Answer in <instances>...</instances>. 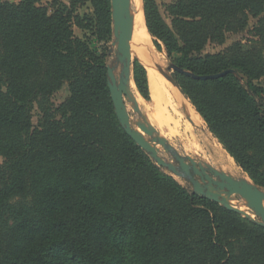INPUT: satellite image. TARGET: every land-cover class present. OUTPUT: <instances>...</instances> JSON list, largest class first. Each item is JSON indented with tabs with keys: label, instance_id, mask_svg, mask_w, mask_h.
I'll return each instance as SVG.
<instances>
[{
	"label": "trees",
	"instance_id": "1",
	"mask_svg": "<svg viewBox=\"0 0 264 264\" xmlns=\"http://www.w3.org/2000/svg\"><path fill=\"white\" fill-rule=\"evenodd\" d=\"M91 3L93 13H79ZM172 26L144 0L148 32L237 166L264 188V0H173ZM256 37L222 51L209 42ZM112 36L111 0H0V264H264V226L158 167L115 113L105 53L74 26ZM134 81L150 99L143 62ZM65 82L69 96L53 94ZM40 109L33 126V109Z\"/></svg>",
	"mask_w": 264,
	"mask_h": 264
},
{
	"label": "water",
	"instance_id": "2",
	"mask_svg": "<svg viewBox=\"0 0 264 264\" xmlns=\"http://www.w3.org/2000/svg\"><path fill=\"white\" fill-rule=\"evenodd\" d=\"M130 2L131 0H111L112 26L115 38L113 43L117 46L116 57L117 62L121 65V72L117 76L116 68L107 64L108 85L120 124L149 154L157 166L166 168L177 176L189 181L192 184V192L203 195L227 209L252 219L250 212L247 211L249 209L260 215L262 224H259L264 226V188L256 184L248 174L247 177L238 178L218 169L216 166L198 161L192 156L180 154L168 139L161 137L156 128L148 125L146 118L138 122L136 126L132 125L126 103V97L134 100V91L128 89V86L132 82L135 84L132 72L133 56L130 50L133 37V18L126 13V8ZM168 70L184 73L198 79L218 77L228 72H233L240 77L237 71L232 69L215 75H196L179 67L176 63H171L168 66ZM171 78L174 86L186 98L176 79L174 77ZM134 109L139 112L137 104ZM147 137H150V140ZM159 145L163 147L165 152L172 155L176 164L168 162L162 157ZM242 205L247 209H243Z\"/></svg>",
	"mask_w": 264,
	"mask_h": 264
},
{
	"label": "rangeland",
	"instance_id": "3",
	"mask_svg": "<svg viewBox=\"0 0 264 264\" xmlns=\"http://www.w3.org/2000/svg\"><path fill=\"white\" fill-rule=\"evenodd\" d=\"M4 2L10 1L13 3H19L22 0H2ZM65 2L70 3V0H41V4L43 5H53L55 2ZM157 8L159 9L162 17L166 21V23L170 26H172V16L169 14L168 6L170 3L173 2V0H154ZM143 6H144V0H143ZM79 13H93V8L90 2H88L85 6L79 8ZM258 23V18L251 17L249 26L239 33H228L226 41L223 44H218L215 42H209L206 47L203 50V53H216L219 51H222L226 47L230 46L236 41H250L256 39V37L253 34V29ZM74 33L77 37L82 38L86 40L90 46L97 50L99 53H105L106 55V63L110 66H114L116 68V74L117 76L120 75L121 72V65L117 62L116 57V49L117 46L113 43L114 42V35H113V26H112V36L110 37L109 41H104L101 39H98V36L93 32V30H87L79 27L78 25L74 26ZM151 41L154 44L155 51L154 54L157 57H161L162 59H165L167 61V65L169 66L173 62V59L170 58L166 51L164 45L161 43V49H158L155 45L154 41L156 38L150 35ZM133 56V64L136 59L141 60L138 58L137 54L132 51ZM142 61V60H141ZM133 64H132V70H133ZM133 72V71H132ZM168 73L170 77H174L175 72L173 70H168ZM134 78V76H133ZM133 83V82H132ZM258 85H261L264 87V77L261 79L255 81ZM134 93L137 97H139V101L130 100L128 97H126V103H127V111L130 115V119L133 126H136L138 122L143 121L145 118L148 122L149 126H153L149 123L148 115L149 110H151L152 106V99H151V93H150V99L144 98L141 93L139 92L136 83L134 84ZM170 90V89H169ZM171 92V90H170ZM69 85L68 82H65L63 86L57 90L53 96L52 101L55 105L61 104L68 96H69ZM173 95V94H172ZM174 96V95H173ZM176 99L177 98L174 96ZM182 101V111H185L188 114L187 116L183 117L181 120L180 127L176 130V134H170L166 136L165 138L168 139V141L172 144L174 148L177 149V151L182 155H189L192 156L194 159L198 161H202L208 164H211L213 166H216L218 169H221V166L217 159L213 157V151L219 152L220 154L224 155L226 159L231 160L234 166L236 167V171L238 172V175H233L235 177H241L240 172L243 170L237 166L234 159L228 154V152L222 147V145L219 143L218 139L209 131L207 125L205 124L204 120L200 116V114L195 110V108L192 106V104L184 103ZM138 105L139 112L135 111V105ZM184 105V106H183ZM40 109L37 104L34 105L33 109V126L37 127L39 124V118H40ZM196 115V116H195ZM189 120V121H188ZM156 128L155 126H153ZM158 131V130H157ZM159 132V131H158ZM148 140H150V137H147ZM199 147V148H198ZM159 148L161 149V155L164 157L168 162L176 164L175 159L172 157L171 154L164 151L163 147L159 145ZM5 161V158L0 155V165L3 164ZM157 165V164H156ZM159 167V166H158ZM161 168V167H160ZM164 172L172 175L175 177L181 184L186 186L188 189L192 190V184L187 181L186 179H183L173 172L169 171L166 168H161ZM241 169V170H240ZM224 171V170H223ZM226 172V171H225ZM243 173H247L243 171ZM232 175V174H231ZM240 200V199H238ZM241 201V200H240ZM248 212H250L251 218L262 224L261 217L259 214L250 211L247 209Z\"/></svg>",
	"mask_w": 264,
	"mask_h": 264
},
{
	"label": "bare ground",
	"instance_id": "4",
	"mask_svg": "<svg viewBox=\"0 0 264 264\" xmlns=\"http://www.w3.org/2000/svg\"><path fill=\"white\" fill-rule=\"evenodd\" d=\"M126 13L133 18V37L130 50L137 54L149 72L152 99V106L148 115L149 123L156 127L161 137L165 138L170 134H176V130L181 125V120L188 115L187 113L185 115V111H182L181 100L184 103L189 102L174 86L168 73L167 61L154 54L155 47L146 26L143 0H131L126 8ZM128 89L134 91L133 83L128 86ZM172 94L181 99L174 98ZM133 99L139 101V97L135 93ZM212 154L215 160L217 159L219 162L222 170L228 174L238 175L235 164L231 160L226 159L219 152L213 151ZM240 175L241 177H247L243 171L240 172ZM242 208L247 209L243 205Z\"/></svg>",
	"mask_w": 264,
	"mask_h": 264
}]
</instances>
